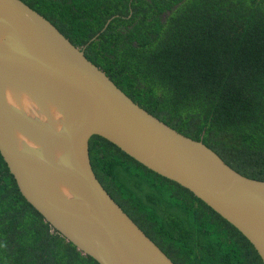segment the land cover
<instances>
[{
  "label": "trees",
  "instance_id": "1",
  "mask_svg": "<svg viewBox=\"0 0 264 264\" xmlns=\"http://www.w3.org/2000/svg\"><path fill=\"white\" fill-rule=\"evenodd\" d=\"M137 103L264 180V0H23ZM110 195L176 264H264L189 189L90 139ZM0 264H100L21 193L0 152Z\"/></svg>",
  "mask_w": 264,
  "mask_h": 264
},
{
  "label": "water",
  "instance_id": "2",
  "mask_svg": "<svg viewBox=\"0 0 264 264\" xmlns=\"http://www.w3.org/2000/svg\"><path fill=\"white\" fill-rule=\"evenodd\" d=\"M95 135L189 189L264 261V180L149 112L28 3L0 0V152L21 193L100 264H176L98 179Z\"/></svg>",
  "mask_w": 264,
  "mask_h": 264
}]
</instances>
